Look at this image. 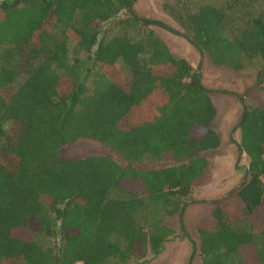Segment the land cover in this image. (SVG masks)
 I'll return each mask as SVG.
<instances>
[{
  "label": "trees",
  "instance_id": "16d2710c",
  "mask_svg": "<svg viewBox=\"0 0 264 264\" xmlns=\"http://www.w3.org/2000/svg\"><path fill=\"white\" fill-rule=\"evenodd\" d=\"M136 1L0 0V264L157 256L174 236L167 220L189 239L181 215L194 203L211 205L194 225L200 264H264V106L236 97L240 184L189 200L210 178L216 109L199 72L151 29L214 68L254 71L264 92V0L162 3L179 31L136 15ZM79 140L107 153L64 158Z\"/></svg>",
  "mask_w": 264,
  "mask_h": 264
},
{
  "label": "rangeland",
  "instance_id": "374dc122",
  "mask_svg": "<svg viewBox=\"0 0 264 264\" xmlns=\"http://www.w3.org/2000/svg\"><path fill=\"white\" fill-rule=\"evenodd\" d=\"M168 1L170 0H137L133 5V11L139 17L161 21L179 31V28L161 11V4ZM104 28H106L105 25L102 29ZM151 29L162 39L171 54L184 59L193 70L199 72L202 85L210 91L209 97L216 109L212 129L218 134L220 144L216 150L204 153L209 165L210 178L205 185L192 190L189 200L208 202L220 199L242 181V174L236 172L235 169L247 165L246 157L237 153L235 145L238 142V132L233 131V128L242 112L236 97L240 96L245 103L260 107L264 106V92L255 82L256 73L254 71L233 73L214 68L205 56L200 55L182 38L156 27H151ZM224 92H230L234 96ZM106 153L98 143L91 140H79L61 150V155L66 159ZM111 157L115 162L121 163L115 156L111 155ZM163 166L165 164L144 162L136 167L152 169ZM210 209L211 205L208 203L188 205L181 215L188 240L181 237L178 218L174 217L167 220V225L174 230V236L164 244L161 254L157 256L147 254L141 259L131 260L126 264H200L197 254L192 250L193 243L196 244L194 225L196 220ZM40 244L44 248H50L53 241L52 239L40 240Z\"/></svg>",
  "mask_w": 264,
  "mask_h": 264
}]
</instances>
